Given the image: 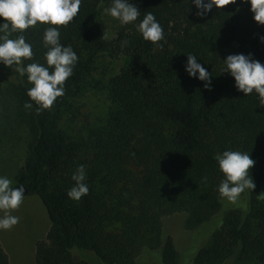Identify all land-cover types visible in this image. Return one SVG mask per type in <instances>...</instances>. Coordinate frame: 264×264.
<instances>
[{
  "label": "trees",
  "instance_id": "16d2710c",
  "mask_svg": "<svg viewBox=\"0 0 264 264\" xmlns=\"http://www.w3.org/2000/svg\"><path fill=\"white\" fill-rule=\"evenodd\" d=\"M129 2L140 11L136 23L146 12L155 16L164 32L161 46L117 20L114 37H106L103 9L111 0H82L74 20L60 28V43L78 57L64 95L39 114L34 102L22 111L36 135L16 186L24 185V198L41 199L50 223L37 245V263L182 264L162 224L164 215L182 211L186 228L210 236L188 264H264V108L256 95L244 96L227 72L220 73L230 54L251 53L264 64V25L239 0L202 17L190 0ZM47 26L38 22L24 31L33 53L25 65L47 66ZM187 54L210 73V89L185 72ZM104 55L126 58L107 83L110 107L98 122L74 127V100ZM12 73L23 106L32 85ZM224 150L255 161L249 170L255 188L241 193L245 206L222 207L215 156ZM81 164L89 191L76 202L66 192ZM221 210L219 221L206 227ZM0 264H10L1 243Z\"/></svg>",
  "mask_w": 264,
  "mask_h": 264
},
{
  "label": "clouds",
  "instance_id": "9594fccd",
  "mask_svg": "<svg viewBox=\"0 0 264 264\" xmlns=\"http://www.w3.org/2000/svg\"><path fill=\"white\" fill-rule=\"evenodd\" d=\"M248 4L252 19L258 25H264V0H239ZM82 0H0V64L10 68L12 72L26 80L32 86L27 89L23 107L26 110L36 106V113L48 110L58 97L65 93V81L73 75L78 57L72 47L60 43V28L67 25L77 16ZM195 5L197 16H206L213 8L222 9L237 0H190ZM104 13L117 20L120 25L133 24L143 40L160 47L164 32L160 23L151 12H146L138 22L139 9L129 0H111V6L103 9ZM38 22L48 25L44 28L42 46L45 65L30 63L24 60L32 58V46L26 43L24 31L35 27ZM17 34L15 39L10 38ZM264 43V37H261ZM127 41H122L125 46ZM184 70L190 78L204 82V87L210 89V73L198 63L193 54L186 55ZM223 61L220 73L227 72L234 80L236 91L244 96L254 94L259 106L264 108V64L252 57L251 53L230 54ZM222 179L217 192L222 199L235 203L241 193L255 188L249 170L255 164L250 155L240 151L224 150L215 156ZM73 186L67 190L70 200L79 202L89 191L85 183L86 171L84 165H78L71 176ZM207 180V177L204 178ZM11 180L0 175V230H10L19 222V217L11 214L17 210L24 199L25 187L20 184L11 187Z\"/></svg>",
  "mask_w": 264,
  "mask_h": 264
},
{
  "label": "rangeland",
  "instance_id": "374dc122",
  "mask_svg": "<svg viewBox=\"0 0 264 264\" xmlns=\"http://www.w3.org/2000/svg\"><path fill=\"white\" fill-rule=\"evenodd\" d=\"M103 20L106 26L105 36L114 37L115 19L105 14ZM125 63L126 58L123 56L104 55L96 59L90 75L74 100L76 103L72 114L74 127L98 122L105 115L110 107L108 80ZM14 83L12 70L0 64V175L11 180V187L18 185L24 177L25 160L36 135L30 115L22 112L25 110L15 97ZM246 202L245 194H241L235 203L225 199L222 207L245 206ZM222 210L206 227L210 228V225L219 221ZM11 214L20 218L18 224L10 230H0V243L8 255L10 264H38L37 245L46 239L50 227L41 199L38 196L24 198L19 208ZM186 218L187 214L182 211L162 217L164 231L172 238L182 264L190 262L197 252V246L206 245L210 240V236H206V231H202V228L195 230L186 228Z\"/></svg>",
  "mask_w": 264,
  "mask_h": 264
}]
</instances>
